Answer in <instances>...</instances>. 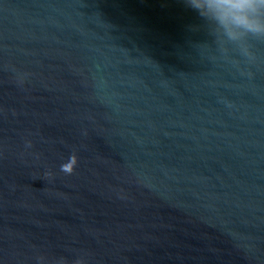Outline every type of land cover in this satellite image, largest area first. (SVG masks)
I'll use <instances>...</instances> for the list:
<instances>
[{
    "label": "water",
    "instance_id": "95a60500",
    "mask_svg": "<svg viewBox=\"0 0 264 264\" xmlns=\"http://www.w3.org/2000/svg\"><path fill=\"white\" fill-rule=\"evenodd\" d=\"M253 51L183 0H0V264H264Z\"/></svg>",
    "mask_w": 264,
    "mask_h": 264
},
{
    "label": "clouds",
    "instance_id": "9594fccd",
    "mask_svg": "<svg viewBox=\"0 0 264 264\" xmlns=\"http://www.w3.org/2000/svg\"><path fill=\"white\" fill-rule=\"evenodd\" d=\"M195 11L224 52H235L241 57L254 56V42H264V0H183ZM62 170L72 173L62 165ZM45 261V256H40ZM50 264H86L84 256L69 260L65 256L52 258Z\"/></svg>",
    "mask_w": 264,
    "mask_h": 264
}]
</instances>
